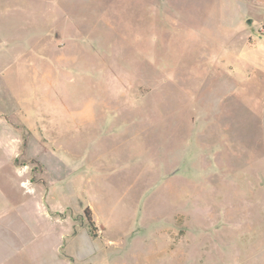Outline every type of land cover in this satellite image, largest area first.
<instances>
[{
    "label": "rangeland",
    "instance_id": "obj_1",
    "mask_svg": "<svg viewBox=\"0 0 264 264\" xmlns=\"http://www.w3.org/2000/svg\"><path fill=\"white\" fill-rule=\"evenodd\" d=\"M0 119L31 264H264V10L0 0Z\"/></svg>",
    "mask_w": 264,
    "mask_h": 264
},
{
    "label": "crops",
    "instance_id": "obj_2",
    "mask_svg": "<svg viewBox=\"0 0 264 264\" xmlns=\"http://www.w3.org/2000/svg\"><path fill=\"white\" fill-rule=\"evenodd\" d=\"M242 30V28H241ZM244 32V31H242ZM241 38L239 36L236 39ZM232 42H236L235 36L231 37ZM229 46V47H228ZM239 46V45H238ZM232 48V43L227 45V49ZM229 58V57H228ZM225 59L224 57L222 60ZM253 65H256L254 63ZM249 67L252 66L248 65ZM18 128L14 124L7 123L0 119V152L3 155V158H0V166L7 164L8 162H12L13 159L19 154L20 151V143L21 140L17 136ZM15 188L17 187V183L14 181ZM17 208H15L16 210ZM12 210V204L10 199L6 194L0 191V228H8V230H13V238L10 237L4 241L2 247H0V264H7V262H17V258L23 259L24 264H27V261L31 264L33 259L24 253L27 249V225L25 223L19 224V228L17 227L16 215L13 217H9L6 214ZM21 225V226H20ZM24 253V254H23ZM21 254V255H18ZM41 258V257H40ZM14 260V261H13ZM38 257V262L39 261Z\"/></svg>",
    "mask_w": 264,
    "mask_h": 264
},
{
    "label": "built area",
    "instance_id": "obj_3",
    "mask_svg": "<svg viewBox=\"0 0 264 264\" xmlns=\"http://www.w3.org/2000/svg\"><path fill=\"white\" fill-rule=\"evenodd\" d=\"M248 2L252 7L264 10V0H244Z\"/></svg>",
    "mask_w": 264,
    "mask_h": 264
},
{
    "label": "trees",
    "instance_id": "obj_4",
    "mask_svg": "<svg viewBox=\"0 0 264 264\" xmlns=\"http://www.w3.org/2000/svg\"><path fill=\"white\" fill-rule=\"evenodd\" d=\"M83 214H84L86 221H87L88 225L90 226V228L92 230H94V228H95L94 227V221L91 218L90 210L88 208H85Z\"/></svg>",
    "mask_w": 264,
    "mask_h": 264
}]
</instances>
